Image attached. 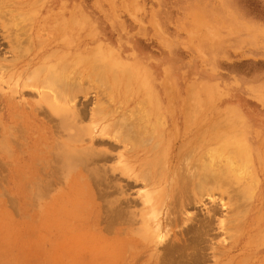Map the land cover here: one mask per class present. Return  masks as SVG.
Segmentation results:
<instances>
[{"label": "rangeland", "instance_id": "rangeland-1", "mask_svg": "<svg viewBox=\"0 0 264 264\" xmlns=\"http://www.w3.org/2000/svg\"><path fill=\"white\" fill-rule=\"evenodd\" d=\"M0 1V264H264V0ZM30 57L28 78L23 69ZM58 62L67 67L68 78L54 67ZM47 65L54 75L60 71L51 82L41 70ZM63 73L67 82L60 78ZM129 74L131 79H125ZM64 86L69 93L61 95L58 90ZM40 106L58 113L51 109L45 114ZM76 110L83 116L70 117ZM133 111L155 125L142 133L145 143H137L138 138L133 145L130 134L135 131L126 129L148 122L139 121L142 116ZM198 137L203 139L200 146ZM192 138L200 147L195 157L215 156L236 183L212 191V196L198 192L194 197L177 191L172 196L160 189L168 184L157 188L149 182L150 172L162 179L183 165L182 171L193 169L189 156L176 157ZM226 141L231 146L224 150ZM236 144L242 152L232 147ZM232 149L239 151L237 156L228 152ZM71 154L72 163L77 160L74 167L71 161L63 164ZM241 156L247 158L240 161ZM148 192L152 197L162 194L156 208ZM188 227L191 232L185 231Z\"/></svg>", "mask_w": 264, "mask_h": 264}, {"label": "bare ground", "instance_id": "bare-ground-1", "mask_svg": "<svg viewBox=\"0 0 264 264\" xmlns=\"http://www.w3.org/2000/svg\"><path fill=\"white\" fill-rule=\"evenodd\" d=\"M0 2H1V1H0ZM22 4H23V3H22ZM2 7H3V6H2ZM0 18H1V17H0ZM2 22H3V21H2ZM3 23H4V22H3ZM6 23H7V22H6ZM60 23H61V22H60ZM60 23H59V24H60ZM10 24H11V23H10ZM53 24H54V23H53ZM1 25H3V24H1ZM4 25H5V24H4ZM17 25H18V24H17ZM19 25H21V24L19 23ZM8 26H9V25H8ZM11 26H12V25H10L9 27H11ZM14 27H15V25H14ZM15 28H16V27H15ZM18 28H19V26H18ZM18 28H16V29H18ZM59 28H60V27H59ZM5 29L8 30L7 28H5ZM5 29H4V30H5ZM21 29H22V28H21ZM23 30H24V29H23ZM25 31H26V30H25ZM25 31H24V33H25ZM41 31H42V30H41ZM12 32H13V31H12ZM14 32H15V31H14ZM22 32H23V31H22ZM9 33H10V31H9ZM9 33H8V34H9ZM15 33H16V32H15ZM18 33H19V32H18ZM24 33H23V34H24ZM26 33H27V31H26ZM45 33H46V32H45ZM10 34H11V33H10ZM13 34H14V33H13ZM23 34H22V35H23ZM39 34H41V32H40ZM17 35H19V34H17ZM36 35H37V34H36ZM10 36H11V35H10ZM20 36H21V34H20ZM2 37H3V36H2ZM2 37H0V38H2ZM14 37H15V35H14ZM18 37H19V36H18ZM44 37H47V36L45 35ZM48 37H49V36H48ZM50 37H51V36H50ZM61 37H62V36H61ZM3 38H4V37H3ZM8 39H9V38H8ZM23 39H25V38H23ZM31 39H32V38H31ZM40 39H41V38H40ZM44 39H45V38H44ZM44 39H43V40H44ZM61 39H62V38H61ZM3 40H4V39H3ZM12 40H13V42H15V41H14L15 39H12ZM12 40H11V44H12ZM41 40H42V39H41ZM18 41H19V40H18ZM60 41H61V40H60ZM20 42H21V40H20ZM31 42H32V41H31ZM41 42H44V41H41ZM3 43H4V42H3ZM16 43H17V42H16ZM16 43H15V45H17ZM28 43H29V41H28ZM37 43H38V42H37ZM0 45H1V44H0ZM13 45H14V44H13ZM15 45H14V46H15ZM29 45H30V44H29ZM38 45H39V43H38ZM38 45H37V46H38ZM97 45H98V44H97ZM24 46H25V47H28V45H27V46L24 45ZM24 46H22V47H24ZM12 47H13V46H12ZM15 47H16V46H15ZM30 47H31V46H30ZM31 48H32V47H31ZM40 48H41V46H40ZM96 48H97V47H96ZM98 48H99V47H98ZM98 48H97V50H98ZM12 49H13V48H12ZM17 49H18V48H17ZM24 49H25V48H24ZM28 49H29V48H28ZM55 49H56V48H55ZM55 49H53V50H54V51H57V50H55ZM15 50H16V49H15ZM15 50H14V51H15ZM53 50H52V51H53ZM19 51H20V50H19ZM26 51H27V50H26ZM28 51H30V49H29ZM52 51H50V53H53V55H54V53H56V52H52ZM20 52H21V51H20ZM20 52H19V53H20ZM24 52H25V51H24ZM24 52H23V53H24ZM110 52H111V50H110ZM110 52H109V53H110ZM13 53H14V52H13ZM17 53H18V51H17ZM19 53H18V54H19ZM23 53H21V54H23ZM50 53H49V54H50ZM92 53H93V51H92ZM96 53H97V52H96ZM100 53H101V50H100ZM111 53H112V52H111ZM111 53H110V54H111ZM26 54H27V53H26ZM78 54H79V53H78ZM94 54H95V53H94ZM98 54H99V53H98ZM98 54H97V55H98ZM24 55H25V54H24ZM99 55H100V54H99ZM108 55H109V54H108ZM21 56H22V55H21ZM50 56H51V54H50ZM64 56H65V55H64ZM74 56H75V55H74ZM90 56H91V55H90ZM93 56H94V55H93ZM93 56H92V57H93ZM87 57H88V56H87ZM109 57H110V55H109ZM109 57H108V58H109ZM21 58H23V57H21ZM39 58H40V57H39ZM46 58H47V57H46ZM62 58H64V57H63V56L60 57V60H61ZM88 58H89V57H88ZM108 58H107V59H108ZM19 59H20V58H19ZM19 59H18V60H19ZM30 59H31V57H30ZM103 59H104V58H103ZM105 60H106V59H105ZM15 61H16V60H15ZM29 61H30V62H28V64H26V67H24V69H23L24 74H26V73H28V72L30 71V68H31V66H32V64H33V60H32V59L29 60ZM77 61H78V60H77ZM82 61H83V60H82ZM44 62H45V61H44ZM59 62H60V61H59ZM59 62L56 63V64L54 65V67H56V65H58ZM68 62H69V61H68ZM71 62H72V61H71ZM92 62H93V60H92ZM92 62H91V63H92ZM81 63H82V62H81ZM94 63L96 64V62H94ZM102 63H103V62H102ZM49 64H50V63H49ZM76 64H77V62H76ZM92 64H93V63H92ZM95 64H94V65H95ZM98 64H99V63H98ZM40 65H41V64H40ZM50 65H51V64H50ZM72 65H73V64H72ZM96 65H97V64H96ZM102 65H103V64H102ZM11 66H12V65H11ZM47 66H48V65H47ZM64 66H65V64H64ZM66 66H67V65H66ZM75 66H76V65H75ZM78 66H79V65H78ZM104 66H105V63H104ZM107 66H108V64H107ZM37 67H38V66H37ZM45 67H46V66H45ZM45 67L42 68V66H41V68H42L41 70L45 72V73H43V74H45L43 77H44L45 79H47V81L53 80V78H51V77H52V74H53V76H55L56 74L54 75V72H52V73L50 72V70H49V67H50V66H48V68H45ZM60 67H61V68H60ZM92 67H93L92 69H94L95 66H92ZM110 67H111V66H110ZM112 67H113V66H112ZM35 68H36V67H35ZM66 68H67V67H64V68H63V64H62V65H58V70L60 69L61 72H63L64 69H66ZM75 68H76V67H75ZM95 68L98 69V67H95ZM115 68H116V67H115ZM120 68H121V67H120ZM15 69H16V68H15ZM39 69H40V68H39ZM43 69H45V70H43ZM87 69H88V68H87ZM97 69H95V70L97 71ZM100 69H101V68H100ZM104 69H105V68H104ZM33 70H35V69H33ZM36 70H37V69H36ZM41 70L38 71V74H40V72H42ZM55 70H56V69H55ZM55 70L53 69V71H55ZM58 70H57V75L60 74V73H59L60 71H58ZM95 70H94V71H95ZM116 70H117V69H116ZM116 70H115V71H116ZM130 70H131V69H130ZM65 71H66V70H65ZM65 71H64V73H65ZM92 71H93V70H92ZM92 71H91V72H92ZM94 71H93V72H94ZM98 71H99V70H98ZM100 71L103 72L102 70H100ZM106 71H107V70H106ZM108 71H110V70H108ZM119 71H120V70H119ZM4 72H5V71H4ZM34 72H35V71H34ZM77 72H78V71H77ZM91 72H90V73H91ZM112 72H113V71H112ZM112 72H111V73H112ZM126 72H127V71H126ZM8 73H9V72H8ZM11 73H12V72H10V75H11ZM13 73H14V72H13ZM13 73H12V74H13ZM64 73L61 74V77H60V76H59V77L62 78L63 75H64ZM72 73H74V71H73ZM72 73H71V74H72ZM90 73H89V74H90ZM108 73H110V72H108ZM116 73H118V72H116ZM122 73H123V72H122ZM20 74H21V73H20ZM38 74H37V75H38ZM68 74H69V73H68ZM68 74L66 75V73H65V76H66V77H65V76H64V77H65V78H68V77H67ZM71 74L69 75V79L71 78V77H70ZM80 74H83V73H80ZM84 74H85V73H84ZM91 74H93V73H91ZM94 74H95V72H94ZM96 74H97V76H98L99 73L96 72ZM96 74H95V76H96ZM100 74H101V73H100ZM100 74H99V75H100ZM112 74H113L112 77H114L115 79H118V77L115 76L114 73H112ZM3 75H4V73H3ZM13 75H14V74H13ZM26 75H27V74H26ZM35 75H36V72H35ZM37 75H36V76H37ZM57 75L55 76L56 78H57ZM76 75H77V74H76ZM78 75H79V74H78ZM78 75H77V76H74V77L78 79V77L80 76V75H79V76H78ZM104 75H105V77H106V73H104V74L102 73V76H104ZM123 75H124V73H123ZM19 76H20V75H19ZM27 76H28V78H29V75H27ZM39 76H40V75H39ZM84 76H85V75H84ZM100 76H101V75H100ZM102 76H101V77H102ZM129 76H131V74L126 75V76H124V77H125V79H126V78L128 79V78H130ZM2 77H3V76H2ZM37 77H38V76H37ZM37 77H36V81L33 80L34 82H37V81H38V80H37ZM55 77H54V78H55ZM59 77H58V78H59ZM64 77H63V78H64ZM74 77H73V78H74ZM89 77H90V75H89ZM8 78H11V77H8ZM56 78H55V79H56ZM60 78H59L58 80L56 79V81L58 82V81L60 80ZM63 78H62V79H63ZM65 78H64V79H65ZM98 78H99V77H98ZM114 78H113V79H114ZM32 79H33V77H32ZM39 79H40V78H39ZM45 79H43V82H45V81H44ZM55 79H54L53 83L56 82ZM64 79H63V80H64ZM69 79H68V81H69ZM90 79H91V77L89 78V80H90ZM130 79H131V78H130ZM23 80H25V79H23ZM41 80H42V79H41ZM63 80H60V81H63ZM102 80H103V79H102ZM102 80H101V81H102ZM104 80H105V79H104ZM104 80H103V81H104ZM118 80H119V79H118ZM120 80H122V79L120 78ZM120 80H119V81H120ZM17 81H18V80H17ZM33 81L31 82L32 84H31V83H30V84L34 86V82H33ZM65 81L67 82L66 79H65ZM94 81H95V80H94ZM99 81H100V80H99ZM105 81H106V80H105ZM129 81H130V80H129ZM129 81L127 80V82H125V83H126L125 85L129 84ZM29 82H30V79H29ZM50 82H51V81H50ZM71 82H72V81H71ZM85 82H86V81H85ZM90 82H91V81H90ZM97 82H98V81H97ZM97 82H96V83H97ZM112 82H115V84H116L118 81H112ZM53 83H51V84H53ZM59 83L61 84V82H59ZM92 83H93V82H92ZM94 83H95V82H94ZM98 83H99V82H98ZM120 83H121V82H120ZM120 83H119V84H120ZM28 84H29V83L27 82V85H28ZM35 84H36V83H35ZM63 84H64V81H63ZM69 84H70V83H69ZM87 84H88V83H87ZM107 84H108V83H106L105 85L107 86ZM113 84H114V83H113ZM139 84H140V83H139ZM17 85H18V84H17ZM45 85H46V84L44 83V86H45ZM72 85H73V82H72ZM76 85H77V83H76ZM92 85H93V84H92ZM92 85H91V87H92ZM94 85H95V84H94ZM109 85H110V84H109ZM130 85H131V84H130ZM28 86H29V85H28ZM35 86H36V85H35ZM41 86H43V84H42ZM52 86H53V85H52ZM61 86H62V85H61ZM61 86H60V87H61ZM66 86H68V85H66ZM66 86H64V87L60 88V90H58V91H60L61 95H64L65 93H69V89H68ZM70 86H71V85H70ZM82 86H83V85H82ZM97 86H98V85H97ZM102 86L104 87V85H102ZM111 86H112V85H111ZM111 86H110V87H111ZM115 86H116V85H115ZM141 86H142V85H141ZM49 87H50V85H49ZM68 87H69V86H68ZM78 87H80V85H79ZM94 87H95V86H94ZM98 87H99V86H98ZM125 87L127 88V86H125ZM125 87H124V89H126ZM137 87H140V86H137ZM32 88H33V87H32ZM32 88H29V89H32ZM35 88H36V87H35ZM55 88L57 89V87H55ZM95 88H96V87H95ZM105 88H106V87H105ZM107 88H108V87H107ZM107 88H106V89H107ZM118 88H119V87H118ZM47 89L49 90L48 85H47ZM99 89H100V87H99ZM136 89H137V88H136ZM138 89H139V88H138ZM82 90H83V89H82ZM101 90H102V89H101ZM110 90H112V89H110ZM22 91H23V90H22ZM27 91H28V90H27ZM51 91H52V90H51ZM70 91H71V90H70ZM80 91H81V90H80ZM106 91H107V90H106ZM132 91H133V90H132ZM137 91H138V90H137ZM190 91H191V90H190ZM190 91H189V92H190ZM28 92H29V91H28ZM32 92L34 93L35 91H32ZM36 92H37V91H36ZM44 92H46V91H44ZM47 92H48V91H47ZM47 92L45 93L46 95H47ZM56 92H57V90H56ZM110 92H111V91H110ZM129 92H130V91H129ZM129 92H126V93H129ZM191 92H192V91H191ZM191 92H190V93H191ZM58 93H59V92H58ZM70 93H72V91H71ZM75 93H76V91H75ZM77 93H78V91H77ZM105 93H106V92H105ZM108 93H109V92H108ZM108 93H107V94H108ZM112 93H113V92H112ZM126 93H125V94H126ZM43 94H44V93H42L41 96H43ZM48 94H50V93L48 92ZM73 94H74V93H73ZM0 95H1V94H0ZM56 95L58 96L57 93H56ZM103 95H104V93H103ZM126 95H127V94H126ZM1 96H2V95H1ZM1 96H0V97H1ZM57 96H56L55 98H57ZM110 96H111V95H110ZM131 96H132V95H131ZM50 97H51V94H50ZM63 97H64V96H63ZM71 97H73V95H71ZM71 97H70V98H71ZM44 98H45V96H44ZM58 98H59V96H58ZM66 98H67V96H66ZM110 98H111V97H110ZM127 98H128V97H127ZM146 98H147V97H146ZM148 98L150 99L151 97H148ZM45 99H46V98H45ZM60 99H61V98H60ZM128 99H129V98H128ZM39 100H40V99H39ZM41 100H42V99H41ZM41 100H40V101H41ZM50 100H51V99H49V102H50ZM62 100H63V99H62ZM65 100H66V99H65ZM109 100H111V99H109ZM57 101H58V100H57ZM143 101H144V100H143ZM143 101H142V102H143ZM44 102H45V104H47V101L44 100L42 103H44ZM58 102H59V101H58ZM63 102H64V101H62V103H63ZM112 102H113V101H112ZM112 102H111V103H112ZM120 102H121V101H120ZM137 102H139V101H137ZM137 102H136V103H137ZM50 103H51V102H50ZM50 103H48V104H50ZM35 104H38V103H35ZM39 104H40V102H39ZM72 104H73V103H72ZM82 104H83V103H82ZM107 104H108V103H107ZM109 104H110V103H109ZM120 104H122V103H120ZM142 104H143V103H142ZM144 104H145V102H144ZM41 105H42V104H41ZM65 105H66V103H65ZM145 105H146V104H145ZM145 105H144V106H145ZM35 106L37 107V105H35ZM45 106H47V105H45ZM53 106H54V105H53ZM63 106H64V105H63ZM107 106H108V105H107ZM139 106H140V105H139ZM61 107H62V106H61ZM65 107H66V106H65ZM116 107H117V106H116ZM137 107H138V106H137ZM141 107L143 108V106H141ZM38 108H40L45 114H46V113H47V114L50 113V112H51L50 110L52 109V108H51V109L49 110V106H48L47 109H46V107L44 108L43 106H40V107H38ZM62 108H63V107H62ZM71 108H72V107H71ZM73 108H74V107H73ZM78 108H79V107H78ZM84 108H85V106H84ZM142 108H141V109H142ZM80 109H82V108H79V110H80ZM101 109H102V108H101ZM105 109H106V108H105ZM134 109H135V106H134ZM141 109H140V110H141ZM34 110H35V109H34ZM41 110H40V112H41ZM47 110H48V111H47ZM83 110H84V109H83ZM103 110H104V109H103ZM117 110H118V109H117ZM140 110H138V111H140ZM145 110H146V109H145ZM49 111H50V112H49ZM53 111H54V112H53ZM107 111H108V110H107ZM112 111H113V110H112ZM135 111H136V110H135ZM138 111H137V112H138ZM142 111H143V110H142ZM109 112H110V111H109ZM137 112H134V111H133L132 114H134L135 116H137V115L135 114V113H137ZM191 112H192V111H191ZM41 113H42V112H41ZM53 113H55V114L58 113L57 110L55 111V108L52 109V114H53ZM59 113H63V116L66 115V117L70 116L68 112H67L68 115L66 114V112H63V111H60ZM64 113H65V114H64ZM80 113L82 114L81 111L79 112L78 110H76L75 112H73V114H72L70 117H74V118L76 119V117L78 118V117L81 115ZM123 113H124V111H123ZM125 113H126V112H125ZM130 113H131V112H130ZM138 113H139V112H138ZM138 113H137V114H138ZM158 113H159V112H158ZM158 113H157V114H158ZM192 113H193V112H192ZM192 113H191V114H192ZM223 113H224V112H223ZM50 114H51V113H50ZM83 114H84V113H83ZM99 114H100V113H99ZM121 114H122V113H121ZM121 114H120V115H121ZM126 114H127V113H126ZM132 114H131V117H132ZM141 114L143 115L144 113L141 112ZM148 114H149V113H148ZM148 114H147V115H148ZM108 115H109V113H108ZM123 115H124V114H123ZM142 115H140V117H141ZM144 115H145V114H144ZM158 115H160V114H158ZM45 116H46V115H45ZM48 116H50V115H48ZM48 116H47V117H48ZM81 116H83V115H81ZM95 116H96V115H95ZM105 116H106V115H105ZM105 116H103V117L106 118L107 116H106V117H105ZM162 116H164V115H162ZM213 116H214V115H213ZM213 116H212V117H213ZM50 117L53 118L54 116H53V117L50 116ZM93 117H94V115H93ZM137 117L140 118L139 116H137ZM142 117H143V116H142ZM142 117H141V119H139V121L144 120L145 117H143V118H142ZM158 117H159V116H158ZM160 117H161V116H160ZM226 117L228 118V116H226ZM51 118H50V119H51ZM95 118H96V117H95ZM104 118H103V119H104ZM122 118H123V117H121L120 119H122ZM146 118H147V116H146ZM146 118H145V119H146ZM192 118H193V120L195 119L194 116H193ZM192 118H191V119H192ZM210 118H211V117H210ZM232 118H233V117H232ZM46 119H47V118H46ZM50 119H47V120H50ZM61 119H62L61 122H63V121H64L63 118H61ZM70 119H71V118H70ZM72 119H73V118H72ZM101 119H102V117H101ZM118 119H119V117H118ZM123 119H124V118H123ZM123 119H122V120H123ZM148 119H150V118H147V121H148L147 123H146V122L144 123V122L141 121V122L137 123L138 125H136V123H133L135 120L132 121V118H131V122H130V123L135 124V126L132 124V125L134 126V127L132 126V127H133V130H131V128H132L131 125H129V124L126 123L127 125H129V126L131 127V128H130V127L128 126V128H126V129H128V130L130 129V132H131V131H135V134H134V132H131L132 134H130L128 130L123 131L124 133L127 132V134H130V136H135V137L132 138V139H134V140H133V145L135 144V142H137V139H138V138L142 137V135H143L142 133H143V132L147 131L148 129H151V131H153L152 128H154V127H152V126H153L154 124H150L151 122L149 123L150 120H148ZM159 119H160V118H159ZM218 119H219V118H218ZM218 119H217V120H218ZM239 119H240V118H239ZM31 120H32V119H31ZM51 120H52V119H51ZM51 120H50V121H51ZM66 120H67V119H66ZM66 120H65V121H66ZM99 120H100V119H99ZM136 120H137V119H136ZM156 120H158V119L156 118ZM160 120H161V119H160ZM204 120H205V119H204ZM217 120H216V121H217ZM230 120H231V118H230ZM230 120H229V122H230ZM70 121H71V120H70ZM80 121H81V120H79V122H80ZM113 121H114V120H113ZM115 121H116V117H115ZM117 121H118V120H117ZM120 121H121V120H120ZM125 121H126V120H125ZM125 121L123 122L124 124H125ZM129 121H130V119H129ZM137 121H138V120H137ZM210 121H211V120H210ZM225 121H226V118H225ZM234 121H235V120H234ZM237 121H239V120H237ZM237 121H236V122H237ZM51 122H52V121H51ZM66 122H67V121H66ZM75 122H77V121H75ZM75 122H74V123H75ZM96 122H97V121H96ZM158 122H159V120H158ZM158 122H157V123H158ZM231 122H232V120H231ZM236 122H233V123H236ZM110 123H111V122H110ZM120 123H122V121H121ZM123 123H122V125H123ZM154 123H155V122H154ZM159 123H161V125H162V123H164V119H163V122H159ZM159 123H158V124H159ZM191 123H192V122H190V124H191ZM237 123H238V122H237ZM239 123H240V121H239ZM58 124H59V123H58ZM60 124H62V123H60ZM76 124H77V123H76ZM126 124H125V125H126ZM220 124H221V121H220ZM62 125H63V124H62ZM78 125H79V124H78ZM115 125H116V124H115ZM127 125H126V127H127ZM151 125H152V126H151ZM163 125H165V124H163ZM212 125H213L212 128H213L214 131H215V128H216L215 126H216V125H214V124H212ZM212 125H211V126H212ZM236 125H237V124H236ZM11 126H13V125H11ZM17 126H19V125H17ZM65 126H66V125H65ZM108 126H109V125H108ZM110 126H111V124H110ZM154 126H155V125H154ZM158 126H160V125H158ZM217 126H218V125H217ZM238 126H239V124H238ZM238 126H237V127H238ZM62 127H64V125H63ZM66 127H68V126H66ZM78 127H79V126H78ZM84 127H85V126H84ZM89 127H91V125H90ZM89 127H88V128H89ZM92 127H94V126H92ZM113 127H114V126H113ZM119 127H120V126H119ZM135 127H136V128H135ZM163 127H164V126H163ZM187 127H188V125H187ZM221 127H222V125H221ZM231 127H232V126H231ZM231 127H230V128H231ZM237 127H236V128H237ZM12 128H13V127H12ZM74 128H75V127H74ZM79 128H81V126H80ZM85 128L87 129V127H85ZM107 128H108V127H107ZM107 128H106V129H107ZM110 128H111V127H110ZM115 128H116V127H115ZM134 128H135V130H134ZM203 128H204V127H203ZM206 128H207V127H206ZM206 128H204V130H209L208 128H207V129H206ZM212 128H211V130H213ZM218 128H219V127H218ZM218 128H217V129H218ZM222 128H223V127H222ZM232 128H233V127H232ZM234 128H235V127H234ZM13 129H14V128H13ZM15 129H17V128H15ZM18 129H19V128H18ZM68 129H69V128H67V130H68ZM72 129H73V128H72ZM83 129H84V128H83ZM86 129H84L83 131L87 132ZM89 129H90V128H89ZM92 129H93V128H92ZM122 129L124 130L125 128H121V129H119V130L121 131ZM145 129H146V130H145ZM155 129H156V128H155ZM9 130H11V127L9 128ZM79 130H80V129L76 130V132L78 131V133H79ZM113 130H114V129H113ZM116 130L119 131L118 129H116ZM116 130H115V131H116ZM144 130H145V131H144ZM220 130H221V129H220ZM224 130H225V126H224ZM12 131H13V130H12ZM16 131H17V130H16ZM92 131H93V130H92ZM100 131H101V130H100ZM103 131H104V129H103ZM214 131H213V132H214ZM9 132H10V131H9ZM81 132H82V129H81ZM85 132H84V133H85ZM108 132H109V130H108ZM123 132H122V133H123ZM154 132H156V131L154 130ZM215 132H216V131H215ZM221 132H222V131H220V133H221ZM223 132H224V131H223ZM147 133H148V132H147ZM147 133H146V134H147ZM156 133H157V132H156ZM200 133H201V132H200ZM216 133H217V132H216ZM76 134H77V133H76ZM79 134H80V133H79ZM79 134H78V135H79ZM127 134H126V137H130L129 135L127 136ZM161 134H162V133H161ZM173 134H174V133H173ZM201 134H202V133H201ZM201 134H200L199 136L202 138ZM10 135H12V134H9V136H10ZM80 135H81V134H80ZM80 135H79V136H80ZM83 135H84V134H83ZM90 135H91V134H90ZM92 135H93V134H92ZM99 135H100V134H99ZM115 135H116V134H115ZM140 135H141V136H140ZM152 135H153V133H152ZM216 135H217V134H216ZM70 136H71V135H70ZM84 136H85V135H84ZM86 136H87V135H86ZM143 136H146V135H143ZM160 136H162V135H160ZM205 136L208 137L209 135H205ZM213 136H214V135H213ZM213 136L209 137V140H208V141L206 140V141H207L206 143H209L211 140H213V139H212ZM222 136H223V135H222ZM0 137H1V136H0ZM10 137H11V136H10ZM12 137H15V136H12ZM77 137H78V136H77ZM88 137H89V136H88ZM98 137H99V136H98ZM101 137H102V136H101ZM126 137H125V138H126ZM200 137L197 138V139H200V140H198V141H199V146H200V143H201L202 140H203V139H201ZM79 138H80V137H79ZM79 138H78V139H79ZM90 138H91V137H90ZM105 138H106V137H105ZM117 138H118V137H116V139L114 138V140L121 142L120 139L117 140ZM123 138H124V136H123ZM123 138H122V139H123ZM155 138H156V137H155ZM203 138H204V137H203ZM221 138L224 139V137H221ZM1 139H2V138H1ZM11 139H12V138H11ZM11 139H10V140H11ZM69 139H70V137H69ZM73 139H75L74 136H73ZM83 139H84V137L82 138V140H83ZM127 139H128V138H127ZM130 139H131V138H129L128 140H130ZM141 139H143V138H140V139H139L140 141H138L137 143H139V142H140V143H143L144 140H143V142H141V141H142ZM147 139H148V138H147ZM188 139H191V138H188ZM218 139H219V138H218ZM222 139H220V140H222ZM3 140H4V137H3ZM5 140H6V139H5ZM5 140H4V141H5ZM71 140H72V139H71ZM75 140H76V139H75ZM80 140H81V138H80ZM82 140H81V141H82ZM91 140H92V139H91ZM204 140H205V139H204ZM230 140H231V139H229L228 142H230ZM1 141H2V140H1ZM11 141L14 143V139L11 140ZM69 141H70V140H69ZM130 141H131V140H130ZM200 141H201V142H200ZM237 141H238V140H235L234 142H233V141H232V142L235 143V142H237ZM75 142H76V141H75ZM75 142H74V143H75ZM77 142H78V141H77ZM114 142H115V141H114ZM147 142H148V141H147ZM149 142H150V141H149ZM196 142H197V140H196ZM218 142H219V140H218ZM218 142H216V143H218ZM228 142L226 141V142H225V145H226V144L229 145ZM232 142H231V143H232ZM15 143H16V142H15ZM137 143H136V144H137ZM144 143H145V142H144ZM155 143H157V142H155ZM186 143H187V142H186ZM204 143H205V142H204ZM211 143H212V142H211ZM233 143H232V145H233ZM136 144H135V145H136ZM219 144H220V146H221V143H219ZM219 144H218V145H219ZM223 144H224V143H223ZM237 144H238V143H237ZM237 144H236V146H232V147H233V148L236 147V149H238V150L241 149V148H237ZM131 145H132V143H131ZM140 145H141V144H140ZM155 145H156V144H155ZM206 145H207V144H206ZM227 145H226V146L223 145L224 147L222 146L221 148L224 149V150H227V149L231 146V144H230L229 146H227ZM239 145H240V144H239ZM5 146H6V145H5ZM111 146H112V145H111ZM152 146H153V145H152ZM199 146H198L197 143H196V144L194 143V139L192 138V140H190V141L188 142L187 145L183 146L182 148L180 147L181 149L179 148L180 155L176 156V157H179V158H183L184 156H189V157L191 158V163H190V162H188V163H190V166H192L193 169H192L191 167H188L187 170L185 169V171H184V169H183V171H184V173H183L182 168H184V167H183L184 165L181 164V165H183L181 169L179 168V169H175V170H173V171H169V172H170V173L168 174L169 176L167 175L165 178H162V179H161V178H157V176H156L157 174H156V175H154V174L150 175V173H151V172H150V173L148 174L149 177H150V178H148V179H149V182L152 183L155 187H157V186H161V185H163V184H168V185L163 186L164 188L161 187L160 189H162V190H168V191L170 192L169 194L172 195V196L175 195V192L177 191L176 193H179V192H180L181 194H184V195H185V194L188 195L187 193L191 192L192 194H194V197H195L196 195H198V192H206L207 195L212 196V194H213L212 191H214V190H226V189H224V188H225V186H226L228 183H230L231 181H233V182L235 181V183H236V180H234L233 177H230V176H231V174H230L231 172H229V174H230V175H229V174L227 173L228 170H227L226 168H225V169L227 170V172L224 171V166H223V165H217V164H221L222 162H221V163L217 162V164H216V162L214 161L215 156H211V154L208 155L209 157H210V156H211V157H214L213 159H212V158H209V159H208V157L206 156L205 158H207L209 161H208V160L205 161L206 159L204 158V154H203L202 156H199V158H196V157H195V154H196L195 152L197 151V149H196V151H195V148H198V150H199V148H200ZM204 146H205V145H204ZM6 147H7V146H6ZM8 147H9V146H8ZM8 147H7V148H8ZM17 147H18V146H17ZM86 147H87V146H86ZM116 147H117V146H116ZM116 147H115V148H116ZM137 147H138V146H137ZM178 147H179V146H178ZM210 147H211V146H210ZM232 147H231V148H232ZM243 147H244V146H243ZM112 148H113V147H112ZM138 148H139V147H138ZM201 148H203V147H201ZM221 148H220V149H221ZM231 148H230V149H231ZM71 149H72V148H71ZM82 149H83V148H82ZM86 149H88V147H87ZM89 149H90V147H89ZM205 149H206V148H205ZM209 149H210V148H209ZM236 149H234V150H236ZM247 149H248V148H247ZM247 149L244 147V153H247V155H246V154H245V155L248 157V152H245V150H247ZM66 150H67V149H66ZM73 150H75V149H73ZM79 150H80V149H79ZM79 150H78V151H79ZM93 150H94V149H92L91 151H93ZM98 150H100V149H98ZM108 150H109V149H108ZM151 150H152V149H151ZM212 150H213V149H212ZM218 150H219V149H218ZM64 151H65V150H64ZM64 151H63V152H64ZM67 151H68V150H67ZM84 151H85V149L83 150V152H84ZM136 151H137V150H136ZM179 151H178V152H179ZM221 151H222V150H220V152L218 153L219 155H220V154L222 155V152H221ZM236 151H237V150H236ZM236 151H233V149H232L231 151L229 150L228 152H230L231 154L234 152V154L237 156V154L235 153ZM239 151H240V150H239ZM239 151H237V153H238ZM242 151H243V150H242ZM242 151H240V152H242ZM57 152H58V151H57ZM63 152H62V153H63ZM87 152H89V151H87ZM106 152H107V151H106ZM150 152H151V151H150ZM178 152H177V153H178ZM197 152H198V151H197ZM212 152H213V151H212ZM226 152H227V151H226ZM50 153H51V152H50ZM62 153H61V154H62ZM74 153H75V152H74ZM100 153H101V151H100ZM194 153H195V154H194ZM224 153H225V152H224ZM51 154H52V153H51ZM59 154H60V152H59ZM59 154L57 153L56 155H59ZM61 154H60V155H61ZM64 154H65V153H64ZM66 154H68V153H66ZM69 154H70V153H69ZM81 154H82V153H81ZM92 154H93V153H92ZM137 154H138V153H137ZM188 154H189V155H188ZM207 154H208V153H207ZM215 154H216V153H215ZM228 154H229V153H228ZM231 154H230V155H231ZM234 154H233V156H234ZM241 154H243V153H241ZM78 155H79V154H78ZM96 155H97V153H96ZM121 155H122V154H121ZM213 155H214V153H213ZM243 155H244V154H243ZM243 155H242V156H243ZM62 156H63V155H62ZM67 156H68V155H67ZM72 156H74V155L71 154V156L69 157V159H66V160L64 159L65 161H67V160H69V161H68V162H65V163H63V164H68L70 161H71V163H72V160H73V159L71 158ZM93 156H94V154H93ZM225 156L228 157L227 155H225ZM238 156H240V154H238ZM242 156H241V158L239 157V158H240V161H241V159L243 158ZM8 157H10V156L8 155ZM86 157H87V156H86ZM106 157H107V156H106ZM217 157H218V156H217ZM247 157H246V158H247ZM53 158H55V157H53ZM98 158H99V157H98ZM109 158H111V157H109ZM124 158H125V157H124ZM160 158H161V157H160ZM203 158H204V159H203ZM224 158H225V157H224ZM229 158H230V157H229ZM233 158H234V157H233ZM246 158L244 157V158H243V161H244V159H246ZM59 159H61V158H59ZM71 159H72V160H71ZM74 159H75V158H74ZM79 159H80V158H79ZM91 159H92V158H91ZM101 159H102V158H101ZM221 159H222V158H221ZM81 160H82V159H81ZM166 160H167V159H166ZM166 160L164 161V163L166 162ZM182 160H183V159H182ZM185 160H186V159H185ZM219 160H220V159H219ZM219 160H218V161H219ZM231 160H232V159H231ZM76 161H77V160L75 159V162H76ZM160 161H161V160H160ZM187 161H188V159H187ZM187 161H186V162H187ZM222 161H223V160H222ZM232 161H233V160H232ZM247 161H249V160H247ZM50 162H51V161H50ZM50 162H49V163H50ZM58 162H59V161H58ZM61 162H62V161H60V163H61ZM73 162H74V161H73ZM75 162H74V164L72 163V164H73V167L75 166ZM156 162H157V161H156ZM179 162H180V161H179ZM186 162H185V165L188 166L189 164H188V163L186 164ZM225 162H226V161H225ZM227 162L229 163V161H227ZM230 162H231V161H230ZM234 162H235V161H234ZM125 163H126V162H125ZM149 163H150V161H149ZM160 163H161V162H160ZM181 163H182V162H181ZM183 163H184V162H183ZM58 164H59V163H58ZM61 164H62V163H61ZM84 164H85V163H84ZM155 164H156V163H155ZM223 164H224V165H228V164H225V163H223ZM232 164H233V163H232ZM232 164H231V165H232ZM237 164H238V163H237ZM239 164H240V163H239ZM247 164H248V162H247ZM122 165H123V164H122ZM148 165H149V164H148ZM156 165H157V164H156ZM167 165H168V164H167ZM79 166H80V163H79ZM81 166H83V165H81ZM81 166H80V167H81ZM89 166H90V165H89ZM133 166H134V165H133ZM164 166H165V165H164ZM222 166H223V167H222ZM235 166H237V165L235 164ZM235 166H234V167H235ZM238 166H239V165H238ZM238 166H237V167H238ZM253 166H254V164H253ZM58 167H59V166H58ZM67 167H68V166H67ZM67 167H66V168H67ZM73 167H71V169H73ZM86 167H87V166H86ZM128 167H129V165H128ZM169 167H170V166H169ZM232 167H233V166H232ZM83 168H85V166H83ZM120 168H121V167H120ZM130 168H131V167H130ZM133 168H134V167H133ZM144 168H147V167L145 166ZM144 168H143V169H144ZM158 168H159V167H158ZM185 168H186V166H185ZM230 168H231V167H230ZM230 168H228L229 171H230ZM69 169H70V167H69ZM87 169H88V167H87ZM87 169H86V170H87ZM92 169H93V168H92ZM159 169H160V168H159ZM191 169H192V170H191ZM235 169H236V168H235ZM240 169H241V167H240ZM66 170H67V169H66ZM88 170H89V169H88ZM90 170H91V169H90ZM149 170H150V168H149ZM157 170H158V169H157ZM157 170H156V171H157ZM163 170H164V169H163ZM168 170H169V169H168ZM51 171H52V169H51ZM73 171H75V170H73ZM91 171H92V170H91ZM181 171H182V172H181ZM52 172H53V171H52ZM59 172H60V171H59ZM131 172H132V171H131ZM136 172H137V171H136ZM136 172H134V173H136ZM140 172H141V171H140ZM140 172H139V173H140ZM159 172H160V171H159ZM185 172H186V173H185ZM232 172H233V169H232ZM90 173H91V172H90ZM125 173H127V172H125ZM143 173H144V172H143ZM145 173H146V172H145ZM153 173H154V172H153ZM91 174H92V173H91ZM91 174H90V175H91ZM128 174H129V173H128ZM137 174H138V173H137ZM233 174H234V173H233ZM88 175H89V174H88ZM144 175H146V174H144ZM158 175H159V174H158ZM161 175H162V174H161ZM228 175H229V176H228ZM137 176H138V175H137ZM233 176L235 177L236 175H233ZM89 177H91V176H89ZM130 177H131V176H130ZM130 177H129V178H130ZM141 177H142V176H141V174H140V178H141ZM146 177H147V176H146ZM87 178H88V177H87ZM131 178H132V177H131ZM136 178H138V177H136ZM241 178H242V177H241ZM243 178H245V177H243ZM81 179H82V178H81ZM81 179H80V180H81ZM239 179H240V178H239ZM239 179H237L238 182H240ZM135 180H136V179H135ZM141 180H142V179H141ZM240 180H241V179H240ZM257 180H258V179H257ZM81 182H82V181H81ZM147 182H148V181L146 180V183H147ZM238 182H237V183H238ZM250 182H251V181H250ZM252 182H253V181H252ZM255 183H256V182H255ZM232 184H233V183H232ZM246 184H247V186H249L248 183H246ZM246 184H245V185H246ZM249 184H250V183H249ZM253 184H254V183H253ZM239 185H240V184H239ZM251 185H252V184H251ZM227 186H228V185H227ZM84 187H85V186H84ZM223 187H224V188H223ZM230 187H231V186H230ZM256 187H257V184H256ZM120 188H122V187L120 186ZM157 188H158V187H157ZM226 188H227V187H226ZM228 188H229V187H228ZM251 188H252V186H251ZM242 189H244V187H243ZM247 189L249 190L248 187H247L246 189H244V190H247ZM150 190H151V189H150ZM152 190H153V189H152ZM152 190H151V193H152ZM155 190H156V189H155ZM157 190H158V189H157ZM227 190H228V189H227ZM248 190H247V191H248ZM158 191H159V190H158ZM160 191H161V190H160ZM250 191H251V190H250ZM253 191H255V190H253ZM161 192H162V191H161ZM211 192H212V194H211ZM251 192H252V191H251ZM148 193L150 194V192H148ZM162 193H163V192H162ZM180 193H179V194H180ZM223 193H224V192H223ZM244 193H245V192H244ZM152 194H153V193H152ZM154 194H155V193H154ZM158 194H160V195H158V197H157V196H153V197H152V195L150 194V196H151V200L154 201V203H155V204H153V205H155V206H154L155 208H156V206H158V205L160 204V202L162 203V194H161L160 192H158ZM249 194H250V193H249ZM251 194H252V193H251ZM156 195H157V194H156ZM205 195H206V194H205ZM246 195H247V194H246ZM150 196L147 195V201H148V198H150ZM176 196H177V194H176ZM178 196H179V195H178ZM178 196H177V197H178ZM209 196H208V197H209ZM213 196H214V195H213ZM249 196H251V195H249ZM174 197H175V196H174ZM184 197H185V196H184ZM196 197H197V196H196ZM247 197H248V196H247ZM164 198H165V197H164ZM185 198H190V197H185ZM199 198L202 199L201 196H200ZM204 198H205V197H204ZM209 198H211L210 200L213 199V197H209ZM218 198H220V197H218ZM250 198H251V197H250ZM165 199H166V198H165ZM176 199H177V198H176ZM151 200H150V201H151ZM172 200H173V199H172ZM191 200H192V199H191ZM194 200H195V199H194ZM213 200H214V199H213ZM175 201H176V200H175ZM189 201H190V199H189ZM197 201H198V200H197ZM213 202H214V201H213ZM219 202H220V201H219ZM222 202H223V201H222ZM222 202H220V203H222ZM122 203H123V202H122ZM124 203H125V202H124ZM127 203H128V202H127ZM184 203H185V202H184ZM187 203H189V202H187ZM193 203H194V202H193ZM217 203H218V202H217ZM129 204H130V203H129ZM163 204H164V203H163ZM174 204H175V203H174ZM179 204H180V203H179ZM191 204H192V202H191ZM153 205H152V206H153ZM164 205H165V204H164ZM167 205H168V204H167ZM169 205H171V204H169ZM172 205H173V204H172ZM182 205H183V204H182ZM192 205H193V204H192ZM215 205H217V204H215ZM222 205H223V208L226 207V206H225V203H223ZM173 206H174V205H173ZM212 207H213V206H212ZM221 207H222V206H221ZM221 207H220V208H221ZM155 208H154V209H155ZM210 208H211V206H210ZM120 209H122V208H120ZM152 209H153V208H152ZM166 209H168V208H166ZM174 209H175V208H174ZM212 209H213V208H212ZM215 209H218V208H215ZM247 209H248V208H247ZM116 210H117V209H116ZM122 210H123V209H122ZM124 210H125V209H124ZM168 210H169V209H168ZM125 211H126V210H125ZM155 211H156V210H155ZM169 211L171 212L172 210L170 209ZM215 211H217V210H215ZM247 211H248V210H245L244 212L246 213ZM113 212H114V211H113ZM132 212H133V211H132ZM213 212H214V211H213ZM154 213H156V212H154ZM245 213H243L242 215H244ZM135 214H136V212H135ZM171 214H172V213H171ZM188 214H189V213H188ZM208 214H209V212H208ZM239 214H241V213H239ZM116 215H117V214H116ZM116 215H115V216H116ZM128 215H129V214L127 213V216H128ZM210 215H211V214H210ZM237 215H238V214H237ZM237 215H236V216H237ZM121 216H122V215H121ZM121 216H120V217L117 216V218H118V217L121 218ZM127 216H126L125 220L127 219ZM135 216H136V215H135ZM135 216H134V218H135ZM168 216H170V215H168ZM175 217H176V216H175ZM262 217H263V216H262ZM117 218H116V219H117ZM119 218H118V219H119ZM129 218H130V217H129ZM122 219H123V218H122ZM122 219H121V220H122ZM172 219H173V217H172ZM174 219H175V218H174ZM210 219H211V218H210ZM128 220L131 221V218L128 219ZM132 220H133V219H132ZM166 220H167V218H166ZM221 220H222V219H221ZM221 220H220V222H221ZM239 220H240V218H239ZM123 221H124V220H123ZM130 221H129V222H130ZM168 221L170 222L171 219L168 220ZM209 221H210V220H209ZM223 221H224V220H222V222H223ZM172 222H173V221H172ZM201 222H202V221H201ZM220 222H219V225H220ZM224 222H225V221H224ZM224 222H223V223H224ZM226 222H227V221H226ZM166 223H168V222H166ZM188 223H189V222H188ZM211 223H213V222H211ZM233 223H234V222H233ZM235 223H236V222H235ZM241 223H242V222H241ZM131 224H132V221H131ZM221 224H222V223H221ZM237 224H238V223H237ZM132 225H133V224H132ZM185 225H186V224H185ZM200 225H201V224H200ZM204 225H205V224H204ZM206 225H207V224H206ZM223 225H224V224H223ZM226 225H227V224H226ZM234 225H235V224H234ZM130 226H131V225H130ZM193 226H194V225H193ZM156 227H157V226H156ZM159 227H160V226H159ZM159 227H158V228H159ZM221 227H222V226H221ZM221 227H220V228H221ZM236 227H237V226H236ZM240 227H241V226H240ZM190 228H191V227H190ZM190 228L188 227L185 231H187V230L190 231ZM194 228H195V227H194ZM200 228H201V227H200ZM206 228H207V227H206ZM210 228H211V227H210ZM182 229H183V228H182ZM239 229H240V228H239ZM224 230H226V229H224ZM263 230H264V228H263ZM130 231H132V229H131ZM194 231H195V230H194ZM194 231H193V232H194ZM208 231H209V230H208ZM190 232H191V231H190ZM195 232H196V231H195ZM130 233H131V232H130ZM132 233H133V231H132ZM185 233H186V232H185ZM197 233H198V232H197ZM204 233H205V232H204ZM204 233H203V234H204ZM207 233H208V232H206V234H207ZM133 234H134V233H133ZM193 234H194V233H193ZM142 235H144V234H142ZM152 236H153V235H152ZM158 236H159V235H158ZM165 236H166V235H165ZM200 236H201V235H200ZM205 236H207V235H205ZM142 237H143V236H142ZM149 237H150V235H149ZM149 237H147V238H149ZM143 238H144V237H143ZM162 239H163V238H162ZM169 239H170V238H169ZM174 239H175V238H174ZM198 239H199V238H198ZM175 240H176V239H175ZM165 241H166V239H165ZM167 241H168V240H167ZM202 241H203V240H202ZM164 246H166V245H164ZM159 259H160V257H159ZM83 262H84V261H83ZM66 263H67V262H66ZM86 264H87V263H86ZM172 264H173V263H172ZM174 264H175V263H174Z\"/></svg>", "mask_w": 264, "mask_h": 264}]
</instances>
